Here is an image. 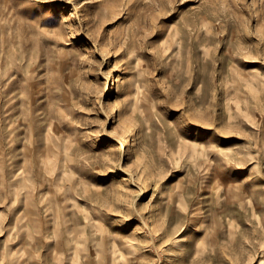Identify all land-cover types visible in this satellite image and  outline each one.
Wrapping results in <instances>:
<instances>
[{"label":"rangeland","instance_id":"obj_1","mask_svg":"<svg viewBox=\"0 0 264 264\" xmlns=\"http://www.w3.org/2000/svg\"><path fill=\"white\" fill-rule=\"evenodd\" d=\"M0 264H264V0H0Z\"/></svg>","mask_w":264,"mask_h":264},{"label":"bare ground","instance_id":"obj_2","mask_svg":"<svg viewBox=\"0 0 264 264\" xmlns=\"http://www.w3.org/2000/svg\"><path fill=\"white\" fill-rule=\"evenodd\" d=\"M125 146H126L125 143H123L122 147H125Z\"/></svg>","mask_w":264,"mask_h":264}]
</instances>
